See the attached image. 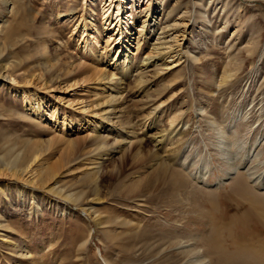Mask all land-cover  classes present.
I'll return each instance as SVG.
<instances>
[{
    "label": "rangeland",
    "instance_id": "obj_1",
    "mask_svg": "<svg viewBox=\"0 0 264 264\" xmlns=\"http://www.w3.org/2000/svg\"><path fill=\"white\" fill-rule=\"evenodd\" d=\"M43 6L48 9L38 20ZM117 6L121 27L126 21L129 35L134 27L143 34L132 58L138 66L154 62L143 76L156 77L147 90L157 98L133 109L129 140L108 137L133 159L128 178L110 180L94 176L100 165L90 163L93 149L82 146L103 127L110 108L102 103L113 96L95 72L111 75V83L120 76L112 63L102 64L83 48L81 32L93 19L86 11L93 10L98 29L90 44L100 56L111 55L121 44L114 37L120 26L105 30L102 14ZM27 7L32 30L26 45L35 55L12 64L11 76L0 82V149L15 144L10 161H23L14 177L0 162V264H198L187 255L198 249L213 264L221 255L219 262L236 264L237 236L264 237L257 214L264 210V189L257 188L264 183V0H30ZM165 52L166 63H173L162 71L156 62ZM128 91L134 93L121 109L140 100ZM28 95L41 101L39 109L34 97L25 104ZM150 108H156L157 130L185 135L177 142L173 135V144L157 152L179 154L188 184L159 196L165 186L158 185L136 207V192L123 186L150 171L143 166L146 153L138 160L131 151L141 145L156 150ZM13 118L15 124L3 125ZM35 150L44 153L31 164L26 156ZM231 163L238 171L228 181ZM51 165H57L55 174L44 177ZM202 176L207 187L198 183ZM102 207L109 208L110 221L100 225Z\"/></svg>",
    "mask_w": 264,
    "mask_h": 264
},
{
    "label": "bare ground",
    "instance_id": "obj_2",
    "mask_svg": "<svg viewBox=\"0 0 264 264\" xmlns=\"http://www.w3.org/2000/svg\"><path fill=\"white\" fill-rule=\"evenodd\" d=\"M29 2L30 0H0V82H1V79H6L8 76H11V75H8V69L11 68L12 64L15 68L35 55V54L28 53L30 51L28 50V46L26 45L29 43L27 38L31 36V30H32V26L31 24H29L30 15H29L28 7H27V4ZM47 9H48V6L41 7L36 19L41 20L42 17L44 16L43 13ZM119 9L120 8L117 6L115 9L116 11L112 10L111 12H109L111 10L110 7H107L106 10L103 8L102 23L106 26L105 30H107L112 24L116 28L120 26V29H121V30L118 29V33L114 35L115 38L121 37V44L119 45L117 50L114 51L111 55H108L107 57L100 56L97 51V48L95 46H91L90 44L91 42L90 37L93 35H96L97 29H98L97 26L93 23V21H91L95 18V13L93 12V10L86 11V15H88V18L90 17L93 19H90V24L87 26L86 29H85V25H82L83 30L81 32L82 35L85 34V36L82 39V44H84L83 48L87 52L92 51V54H94V59L98 60L102 64L105 60L107 63H112V65L115 66V69L118 71L119 76H120L116 82L111 83L112 82L111 75L105 74V72H101V71L95 72L96 74L99 75L98 77L99 82L105 85V88H103V91L104 92L111 91L113 96L110 94H107L105 96V99H106L105 102L102 103V104L106 103V106L110 108L109 110H104L103 115H106V117L104 118V122L102 123L103 127L100 128V130L97 132L95 136L90 138L82 146L85 148L93 149L94 155L92 156L93 158L90 160L91 161L90 163L92 165H97V164L100 165L99 169L95 171L94 176L96 177V175H100L110 180H116L122 176L124 178L126 177L128 178L129 177L128 175H131V174L129 173L125 174V173L127 172V167L129 166L130 162L133 161V159H130L127 155H124L121 152V149H119V147L118 148L113 147L114 144L109 145V141H107L108 137L110 136V137L116 138V136L119 135L120 141L129 140V136L133 135L131 133L132 128H133L132 127L133 125H131V122L133 121L132 120L133 117H131L132 116L131 114L135 113L133 109L135 107H140L141 109H144L148 103L153 102V98L155 99L157 98V95L152 94V92L149 93L147 90L151 82H153L156 77L153 78L152 76H150V78L149 77L146 78L145 76H143V73H144L143 71L146 70L148 67L153 66L154 62L150 65L148 63H145V65L143 64V66L142 64L141 66H138L133 62V58H132L134 55L132 54V51H137L139 49V41L143 34L140 35L139 33H136L137 29L134 27V29L130 30V32L134 31V34L129 35V31H127V29L125 28L129 27L130 25L126 21L124 25L125 27H121V22L118 21L119 16H121V14H119ZM71 16L73 18L75 14L73 13L72 15L71 14L67 15V17H71ZM4 17L7 18L5 22H3ZM137 35L139 37L135 38V36ZM132 36H134V38H132ZM124 39H126L125 42H124ZM135 40L137 41L136 44H135ZM17 49H19V51L17 52L19 56L18 59L14 58V55H15L14 51ZM153 50H156V49L154 48ZM158 55L159 54H156V56ZM169 57H170L169 52H165L162 55V57H160V59L156 62V64L158 62L160 63V70L163 71V68H167V66H170L173 63V62L169 64L166 63V59H168ZM136 72H139V75H141V77L135 78L134 85L131 86V77ZM94 80L97 81L98 79H94ZM111 84H112V87H111ZM128 90H134L135 94H137L136 97H139L140 100L136 102L134 101L128 102V104H126L125 107L121 109L120 107L123 106L127 102V93L128 94L134 93L133 91H128ZM15 92H18L19 95H21L23 92L26 93V91H24L23 89H19V88L15 89ZM142 92L144 93L142 94ZM123 94H125V96L122 97ZM33 97L32 95H28L29 101L28 102L25 101V104H29L30 100H32ZM34 101L37 102V106L39 109L41 101L35 97H34ZM153 103L150 104L151 105L150 107H153L154 105ZM155 110L156 108H152V109L150 108L149 110L150 113H148L147 116L150 117L149 118L151 120L150 125L154 124L152 127L149 128V131L151 130L154 133L153 136H150V137H152L151 140H152V143L154 144L153 147H155L156 150L154 151L145 150L146 148L143 145L131 150L132 153L135 151V153L133 154V158H138V160L142 159V157H138L139 152L146 153L144 155L145 164L143 166L147 167L150 171L146 172V176L143 179H141V177L133 178L131 181H126V184H124L123 186V188L128 192H136L135 193L136 199H135V202H133V204L136 207H142L143 206L142 202L144 201L140 200V198L145 197V196L151 197V195L149 194H152L155 188L158 187V185H160L159 188L165 186V189L161 190V193L157 194L159 196L160 194H166V192H168L169 190L170 192L168 193V195H173L175 194V192L177 193L178 190L183 188L184 185L187 183L186 181L187 179L184 176L185 173L181 174V172H184V171H181L182 169L180 165L178 164L179 154L178 156H176L175 154L176 151H173V152L171 151L172 153H168V155L165 157H162L161 155L163 151L162 150L163 147L167 145L168 143L167 141L170 142L171 140L170 138L173 135H175L174 137L179 136L180 138L176 140V142L183 139L185 135L183 134V132L179 133L178 131H174V129H171L168 131L167 130H157L155 128L156 126L155 121H157ZM38 111L39 110H37L36 112L33 111V113H37L36 116L38 118L39 116L42 117ZM128 117H130V119ZM66 120L67 119L63 117L62 121L65 122ZM17 121H18L17 118H13L10 120H6V122L2 124L5 126H10V125L15 124ZM61 125H63V123L59 124V121H57V126L61 127ZM142 125H143L142 127H145L144 123ZM102 130L103 132H101ZM223 138L224 137L221 136L219 141L222 142ZM115 142H118V140H115ZM71 143L73 144L75 142H69V145ZM5 144L6 146L0 149V155H1L0 162L4 164L5 170L8 168V170L10 171L8 174V177H14L17 174L16 168L21 166L23 164V161L16 158V160L14 159L13 162H11L10 158L12 157V151L14 149L15 144L13 143L9 144V142H5ZM169 144L172 145L173 142H170ZM158 150L161 151V154L157 152ZM43 153H44V150L31 151L28 153L29 156L28 155L26 156V161H30L32 164ZM115 156H118V157L115 158ZM229 161L230 160H228V162ZM228 165L230 166V171L227 172L226 180L229 181V179H231L235 175L236 171H238L237 170L238 167L235 168V165L233 163L228 164ZM107 167H109V170H107ZM133 167H131L129 171L133 169ZM56 168H57V165L48 166L45 170L44 177L53 176L55 174ZM100 169H101V172L99 174ZM139 170H136L135 174H137ZM103 171L105 173H103ZM0 175H5V174H0ZM203 177L204 176L200 177L201 179L200 181L198 180V183H201L203 184V186L207 187L205 182H203V180H205L203 179ZM226 180L225 179L219 180L217 181L218 183L216 185L220 183L222 184ZM254 182L256 181L254 180ZM258 186L259 187L257 188L264 189V183L262 184L260 183V185ZM53 193L56 194L55 192ZM108 209L106 210V208L102 207V212L105 215L106 214L108 215ZM258 213H259L258 218L264 223V210L258 209L257 214ZM107 215L104 218L99 220L100 225H102L107 220L110 221V217ZM244 238H245L244 235L241 234L240 236H237V238L235 239L236 241L235 243L237 246V249H235V259L237 260L236 264H240L242 262L244 264V261L247 264H264V237L261 239L260 236H257L251 240H244ZM190 252H191L190 254H187L188 252L186 253L185 251V254H183L184 253L183 252L182 255L181 254L179 255L186 256L187 254L190 257L194 258L198 264H213L211 258L209 257L206 259L205 255L200 253L201 251H199V249L196 251H190ZM217 258H218L217 260L219 261L223 260L222 255L219 257L217 256ZM219 261H217L215 264H224Z\"/></svg>",
    "mask_w": 264,
    "mask_h": 264
}]
</instances>
